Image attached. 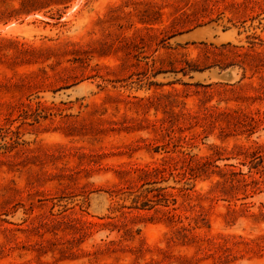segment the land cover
I'll use <instances>...</instances> for the list:
<instances>
[{"label":"rangeland","instance_id":"rangeland-1","mask_svg":"<svg viewBox=\"0 0 264 264\" xmlns=\"http://www.w3.org/2000/svg\"><path fill=\"white\" fill-rule=\"evenodd\" d=\"M0 264H264V0H0Z\"/></svg>","mask_w":264,"mask_h":264}]
</instances>
